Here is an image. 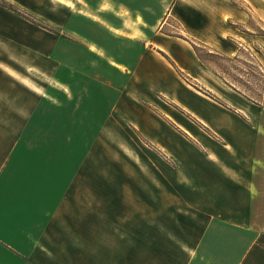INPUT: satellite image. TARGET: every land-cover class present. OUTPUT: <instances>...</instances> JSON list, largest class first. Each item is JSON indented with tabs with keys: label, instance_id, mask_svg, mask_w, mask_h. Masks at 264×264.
<instances>
[{
	"label": "crops",
	"instance_id": "crops-1",
	"mask_svg": "<svg viewBox=\"0 0 264 264\" xmlns=\"http://www.w3.org/2000/svg\"><path fill=\"white\" fill-rule=\"evenodd\" d=\"M211 1L222 0H113L122 21L101 15L108 12L105 5L80 16L66 5L71 41L65 40L64 53L51 43L42 47V37L55 44L56 30L42 35L35 24L0 8V41L22 47L16 60L23 65L32 57L52 64L49 85H66L60 77L64 68L67 77L111 89L112 115L171 164L174 179H163L166 187L178 189L174 195H146V203L161 205L130 210L128 221L114 229L101 223L91 232L82 227L76 248L72 227L63 220L68 213L71 217L83 159L74 169L71 149L21 146L19 134L16 145L0 149V264H65L75 250L82 252L83 264H264V247L257 242L264 222H255L264 220L263 134L253 129L239 94L222 86L187 40L168 37L185 44L180 53L150 34L169 20L183 28L241 20L230 6H204ZM155 10L161 12L153 17ZM131 19L139 29L131 27ZM225 35L246 41L232 30ZM193 40L214 48L207 40ZM31 89L42 95L40 88ZM239 158L242 165L234 162ZM185 187L194 193L178 194Z\"/></svg>",
	"mask_w": 264,
	"mask_h": 264
},
{
	"label": "rangeland",
	"instance_id": "rangeland-1",
	"mask_svg": "<svg viewBox=\"0 0 264 264\" xmlns=\"http://www.w3.org/2000/svg\"><path fill=\"white\" fill-rule=\"evenodd\" d=\"M35 1L33 5H21L15 0H0V8L13 13L16 20L35 24L42 35L52 31V28L56 30L58 33L55 31V44L54 41L42 37V42L45 43L42 47L51 43L53 48L55 45L62 53L65 52V40L71 38L67 33L69 30L65 28L69 13L66 5H73L74 16H80V12L96 13L95 10L93 12V7L95 9L105 5L108 12L100 13L101 15L122 21L114 13L113 0ZM222 4L233 8V14L241 15V20L233 18L228 23L219 21L210 26L186 28L169 20L152 28L150 34L154 39L165 38L170 42L169 46L180 53L186 48L182 47L185 44L181 40L170 38V41L168 37L185 40L196 38L210 42L223 56L208 55V49L200 47L203 55L212 62L211 64L218 66V78L224 82L222 86L241 95L236 96L247 108L253 129L262 132L261 141L264 143V78L256 63L264 68V0H222L218 3L211 1L204 6L213 8ZM160 12L155 10L153 17ZM129 24L132 28L139 29L137 25H133V19ZM229 30L246 39L245 43L234 36H226L225 33ZM72 44L74 49L80 48L75 42ZM18 50H22V47H18L17 43L0 41V149L16 145V138L20 134L18 145L21 146L71 149L74 169L75 164L83 159L82 167L78 166L82 170L79 168L81 171L78 172V177L75 176L78 184L73 189L75 197L71 203V217L68 213L67 219L63 220L72 227L73 244L76 248H80L82 227L87 226L91 232L92 227L101 223L102 227L114 229L128 221L125 216L130 210L144 211L149 209V206H154L155 210L156 205H161L159 202L146 203V195L177 193L178 189L166 187L168 183L163 179H174L175 172L171 170V164L157 153L156 148L130 129L126 122L119 121L112 115L115 95L111 89L94 81L72 77L70 73L67 77L65 75L68 71L64 68L60 69V77L66 81V85L72 86L73 90L65 88V84L49 85L46 75L48 71L55 70L52 64L30 57L26 58L22 65L14 57L15 51ZM38 62H41L40 68L36 66ZM221 77H226L229 84ZM33 86L40 88L42 95H37L31 89ZM216 98L221 99L218 96ZM261 147L263 153L264 144ZM254 148L253 152L256 151ZM234 162L243 164L241 158L234 159ZM181 190L183 192L179 189L178 194L189 196L194 193L189 187ZM81 197L83 200H80ZM86 197L87 199H84ZM164 205L174 207L176 204ZM86 211L88 220L84 217ZM258 221L264 222L262 219H255L256 223ZM113 229L111 237L114 236ZM261 242L264 243V238ZM81 253L80 250L72 251V258L65 264H83Z\"/></svg>",
	"mask_w": 264,
	"mask_h": 264
},
{
	"label": "trees",
	"instance_id": "trees-1",
	"mask_svg": "<svg viewBox=\"0 0 264 264\" xmlns=\"http://www.w3.org/2000/svg\"><path fill=\"white\" fill-rule=\"evenodd\" d=\"M192 46L194 52L196 53L197 57L199 58V60L206 66L208 67V69H210L211 71H213L217 76H219V71H218V66L215 65V64H211L212 62L209 61L208 59H206L205 55H203L202 53V50L200 47H203V48H206L208 49V55H221L223 56L219 51L215 50V49H211L210 47H208L207 45L205 44H202L201 42L199 41H195V40H188L186 39ZM213 53V54H212ZM239 57V56H237ZM222 58H228V57H222ZM254 59V58H253ZM228 60H231V58H228ZM257 65H258V68L260 69V71L262 72V78H264V68L262 67L261 64H259L258 62H256ZM227 84H229L228 80L226 79V77H221ZM232 86V84H230ZM235 90H238L237 88H234ZM264 238V235H261L259 238H258V244H260L261 246L264 247V243H262V239Z\"/></svg>",
	"mask_w": 264,
	"mask_h": 264
}]
</instances>
